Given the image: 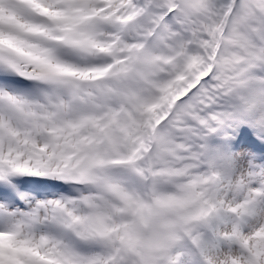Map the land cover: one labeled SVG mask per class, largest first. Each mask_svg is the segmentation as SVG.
Listing matches in <instances>:
<instances>
[{
	"label": "snow or ice",
	"instance_id": "6c2138e0",
	"mask_svg": "<svg viewBox=\"0 0 264 264\" xmlns=\"http://www.w3.org/2000/svg\"><path fill=\"white\" fill-rule=\"evenodd\" d=\"M0 264H264V0H0Z\"/></svg>",
	"mask_w": 264,
	"mask_h": 264
}]
</instances>
